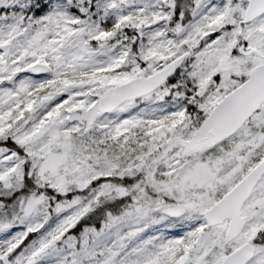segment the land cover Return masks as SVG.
Here are the masks:
<instances>
[{
    "label": "snow or ice",
    "instance_id": "snow-or-ice-1",
    "mask_svg": "<svg viewBox=\"0 0 264 264\" xmlns=\"http://www.w3.org/2000/svg\"><path fill=\"white\" fill-rule=\"evenodd\" d=\"M0 264H264V0H0Z\"/></svg>",
    "mask_w": 264,
    "mask_h": 264
}]
</instances>
